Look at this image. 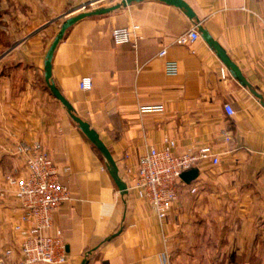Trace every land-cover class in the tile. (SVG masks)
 Masks as SVG:
<instances>
[{"label": "crops", "instance_id": "crops-1", "mask_svg": "<svg viewBox=\"0 0 264 264\" xmlns=\"http://www.w3.org/2000/svg\"><path fill=\"white\" fill-rule=\"evenodd\" d=\"M106 1L0 0V259L23 260L15 229L23 208L7 177L27 175L19 148L38 142L71 194L47 230L62 233L68 260L61 264H264V106L200 31L191 45L177 42L197 26L184 11L143 0L86 17L66 31L54 53L52 80L100 134L127 194L53 94L45 60L62 22L83 4L121 0ZM186 1L264 97V0ZM134 24L141 27L137 47L116 45L112 30ZM166 61L177 63V74L167 72ZM85 76L93 78L90 91L79 86ZM157 105L163 111L142 112ZM167 139L175 140L177 153L211 146L220 162L201 163L192 181L198 193L181 187L162 220L132 188L129 169L135 172L140 156Z\"/></svg>", "mask_w": 264, "mask_h": 264}, {"label": "built area", "instance_id": "built-area-1", "mask_svg": "<svg viewBox=\"0 0 264 264\" xmlns=\"http://www.w3.org/2000/svg\"><path fill=\"white\" fill-rule=\"evenodd\" d=\"M96 2L81 5L77 10H89V6ZM140 25L134 24L125 27H116L111 32V37L116 45L132 44L137 47L141 38ZM200 38L196 27L181 35L177 42L191 45ZM167 50L160 51V56H165ZM166 70L169 74H177L178 66L175 61H166ZM228 76L227 70L222 68V78ZM79 86L82 90L90 91L93 88V78L85 76ZM142 112H161L163 106H144ZM229 116L235 114L231 104L224 105ZM176 142L167 139L163 148H151L140 156L138 167L133 173L132 188L139 191L151 204L160 219H165L174 202L179 198V189L189 187L192 194H197L199 186L183 180L182 174L190 169L197 168L203 162H220L219 154L211 146H203L197 151L186 153L175 152ZM19 153L24 156L27 175L18 178L15 175L7 177L8 183L15 188L23 208L20 223L15 229L21 235L20 250L23 260L20 264H34L45 262L61 264L68 260L66 246L60 230L56 234H48L53 225V213L62 204L71 199L70 190L60 182V174L54 161L40 143L31 145L23 144ZM264 156V152H263ZM8 253H11L9 250ZM0 264H7L0 259Z\"/></svg>", "mask_w": 264, "mask_h": 264}, {"label": "water", "instance_id": "water-1", "mask_svg": "<svg viewBox=\"0 0 264 264\" xmlns=\"http://www.w3.org/2000/svg\"><path fill=\"white\" fill-rule=\"evenodd\" d=\"M143 0H121L119 3L114 4L112 6L108 7H97L90 10L82 11L76 15L69 16L66 18L60 27L59 32L55 36L54 40L52 41V44L47 52L46 60H45V78L50 86L53 94L56 98H58L63 105L66 107L67 111L69 112L72 119L76 122L78 127L81 129V131L85 134V136L97 147V149L100 151L102 156L104 157L107 168L115 180L117 186L119 187L120 191L125 195L128 193V185L126 181L121 177L120 170L118 167V164L116 160L114 159L111 151L106 146L102 138L100 137V134L91 127L90 123L83 120L81 117H79L72 104L66 99V97L61 93L59 88L56 86L54 81L52 80V61L54 57L55 50L60 43V41L63 39L66 31L72 27L75 23L80 21L83 18L90 17V16H96V15H103L110 12H113L121 7H126L133 2H140ZM167 4L176 6L180 8L184 13L197 25L199 31L202 34V37L204 40L216 51L218 57L222 60V62L225 64V66L229 69L232 76L236 78L240 84H242L244 87H247L250 92L255 95L257 98L260 99L262 105L264 106V97L262 94L257 92L252 84L245 78L243 75L241 69L238 67V65L231 59V57L228 55L226 50L211 36V34L208 32L206 28L203 27L201 24L196 12L194 9L190 6V4L186 0H160ZM199 176V170L197 168L190 169L182 174V178L187 183H191L193 180H195ZM111 238H108L106 241L110 240ZM83 264H88V260L85 259Z\"/></svg>", "mask_w": 264, "mask_h": 264}, {"label": "rangeland", "instance_id": "rangeland-1", "mask_svg": "<svg viewBox=\"0 0 264 264\" xmlns=\"http://www.w3.org/2000/svg\"><path fill=\"white\" fill-rule=\"evenodd\" d=\"M115 1H116V0H115ZM106 2H107V3H108V2H114V0L106 1ZM98 5H99V2H96V3H95L94 5H92V6L90 5V6H89V10L95 8V7L98 6ZM87 10H88V9H87ZM75 11H77V9H76ZM80 11L82 12L83 10H80Z\"/></svg>", "mask_w": 264, "mask_h": 264}]
</instances>
